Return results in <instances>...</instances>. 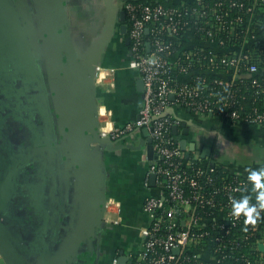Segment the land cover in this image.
Here are the masks:
<instances>
[{
    "label": "built area",
    "instance_id": "built-area-1",
    "mask_svg": "<svg viewBox=\"0 0 264 264\" xmlns=\"http://www.w3.org/2000/svg\"><path fill=\"white\" fill-rule=\"evenodd\" d=\"M118 3L126 13L129 67L144 82L143 104L136 119L103 121L99 133L120 140L146 129L154 150L145 184L154 174L156 192L143 204L149 224L141 248L128 254L131 264H264V209L255 222L232 210L244 196L258 203L249 173L187 156L172 134L181 121L171 112L183 106L264 126V0ZM107 71L96 65L95 81ZM103 220L120 223V205L108 200Z\"/></svg>",
    "mask_w": 264,
    "mask_h": 264
},
{
    "label": "crops",
    "instance_id": "crops-1",
    "mask_svg": "<svg viewBox=\"0 0 264 264\" xmlns=\"http://www.w3.org/2000/svg\"><path fill=\"white\" fill-rule=\"evenodd\" d=\"M45 1L11 0L20 11L25 32L37 39L40 65L45 70L49 68L48 73L53 77L50 84L54 104L49 120L33 125L34 119L32 122L16 119L13 124L0 125V202L5 199L1 223L26 264H56L54 261L68 254L84 207L77 161L61 132L65 125L58 119V109L63 103ZM66 7L68 31L78 63L84 62L102 44L97 65L108 71L104 79L94 80L93 87L100 126L103 121L122 125L136 119L143 104V82L140 73L129 67L130 44H126L127 33L120 30L126 20L120 19L122 9L118 0H66ZM171 112L181 121L177 132L172 131L175 138L196 145L190 155L242 175L264 168L256 161H248L253 155L264 158V126L220 123L183 106H174ZM187 127L189 132L185 133ZM105 138L90 141L92 176L97 183L101 180L107 201L120 205L122 221H103V226L111 225L106 232L111 230L118 235V240L106 245L104 257L111 260L109 264H119V252L124 249L125 264H129V252L141 248V233L149 224L143 204L156 192L154 185L145 184L150 167L149 138L143 130L135 137ZM220 147L224 151H218ZM229 147L242 154L230 155ZM11 163L16 169L9 178ZM7 177L12 181L10 184ZM6 190L4 197L2 192ZM106 232H96L98 241L94 249L90 248L85 234L70 259L58 264H102ZM0 264H6L2 257Z\"/></svg>",
    "mask_w": 264,
    "mask_h": 264
},
{
    "label": "water",
    "instance_id": "water-1",
    "mask_svg": "<svg viewBox=\"0 0 264 264\" xmlns=\"http://www.w3.org/2000/svg\"><path fill=\"white\" fill-rule=\"evenodd\" d=\"M46 14L49 16L50 31L53 38L54 56L57 69V78L59 89L61 91L62 108L58 109V119L60 123H64L61 132L67 137L68 143L72 148L74 157L77 161L78 171L81 178V195L84 202L82 207L80 224L75 229L74 238L69 253L62 259L54 261L56 264L67 262L75 252L80 239L90 230H98L103 225L104 210L107 202L104 187L95 181L92 176L94 169L92 164V151L90 147L91 140H105L99 133V113L96 104L93 87L95 80V70L97 62V53L101 50L102 44L98 45L90 54V56L82 63H78L74 48L70 39L67 24V7L66 0H46ZM120 19L126 20V13L122 9L120 11ZM121 32L127 33V26L124 23ZM148 32V31H147ZM126 44H130V40L126 38ZM148 44V48H149ZM6 67L7 73L11 72L9 63ZM143 82V80L141 81ZM9 86V84H6ZM144 89V82L142 90ZM178 126H174L176 133ZM145 133L148 131L144 129ZM189 132V128H185V133ZM94 138H93V137ZM187 156L196 149V145H188L187 139H177ZM148 160L154 158V150L152 139H148ZM201 158H205L202 154ZM12 171L15 173L16 166ZM8 178V177H7ZM8 178L7 184L12 181ZM155 175H150V184L155 185ZM5 197L7 190L2 192ZM3 197V198H4ZM5 199L0 202V257L6 264H26L24 257L18 251L1 223V213L5 209ZM264 247V245H263ZM127 257L125 250L121 249L118 256V263L125 264ZM131 264V262H129Z\"/></svg>",
    "mask_w": 264,
    "mask_h": 264
},
{
    "label": "flooded vegetation",
    "instance_id": "flooded-vegetation-1",
    "mask_svg": "<svg viewBox=\"0 0 264 264\" xmlns=\"http://www.w3.org/2000/svg\"><path fill=\"white\" fill-rule=\"evenodd\" d=\"M22 20L18 7L11 0H0V125L13 124L16 119L26 122L34 119L33 125L45 124L54 104L50 84L53 77H50L49 68L45 70L40 65L37 39L27 30L25 32ZM8 63L9 73L5 67ZM218 151L224 150L220 147ZM257 159L261 158L253 155L248 161ZM109 226L102 225L98 230L106 232ZM98 230L87 232L91 249L98 241Z\"/></svg>",
    "mask_w": 264,
    "mask_h": 264
},
{
    "label": "clouds",
    "instance_id": "clouds-1",
    "mask_svg": "<svg viewBox=\"0 0 264 264\" xmlns=\"http://www.w3.org/2000/svg\"><path fill=\"white\" fill-rule=\"evenodd\" d=\"M264 168L253 169L249 172V180L253 182L254 189H260L257 194V204H250L249 197L244 196L240 199H234L232 202L233 214L239 216L244 214L248 221L255 222V216H259L260 213L257 211L258 208L264 209Z\"/></svg>",
    "mask_w": 264,
    "mask_h": 264
},
{
    "label": "rangeland",
    "instance_id": "rangeland-1",
    "mask_svg": "<svg viewBox=\"0 0 264 264\" xmlns=\"http://www.w3.org/2000/svg\"><path fill=\"white\" fill-rule=\"evenodd\" d=\"M203 119H206V118H203ZM214 119H216V121L218 120L220 123H223V122H225V121H223L222 119H219V118H214ZM219 123V124H220ZM219 124H217L218 126H219ZM221 125V124H220ZM235 148L237 149V148H239L238 147V145H236L235 146ZM229 153L230 154H232V153H235L236 155H240V154H242L240 151H238V150H235L234 148H230L229 147ZM233 160H235V157L233 158ZM250 163H252V161H250ZM256 164H258V165H261V166H263L264 165V158H261V159H257L256 160ZM262 180H264V178H262ZM259 191H260V189H258ZM111 231V230H110ZM110 231H108V232H106V234H105V236H104V242H105V246H104V248H103V250H102V264H109V263H111V260H109V259H107V258H105L104 256H105V253H106V251H107V249H106V245H110V244H112L113 242H115L116 240H118L117 238H118V235H116L115 233H111ZM263 239H264V235H263ZM120 241V240H119Z\"/></svg>",
    "mask_w": 264,
    "mask_h": 264
},
{
    "label": "trees",
    "instance_id": "trees-1",
    "mask_svg": "<svg viewBox=\"0 0 264 264\" xmlns=\"http://www.w3.org/2000/svg\"><path fill=\"white\" fill-rule=\"evenodd\" d=\"M249 77H244L243 79H248Z\"/></svg>",
    "mask_w": 264,
    "mask_h": 264
}]
</instances>
